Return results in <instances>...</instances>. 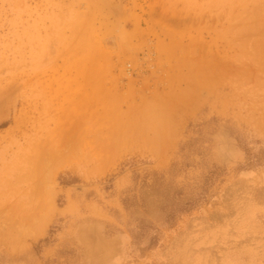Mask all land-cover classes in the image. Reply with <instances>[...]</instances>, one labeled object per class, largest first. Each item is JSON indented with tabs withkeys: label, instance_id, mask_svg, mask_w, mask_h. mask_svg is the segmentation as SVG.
Segmentation results:
<instances>
[{
	"label": "rangeland",
	"instance_id": "rangeland-1",
	"mask_svg": "<svg viewBox=\"0 0 264 264\" xmlns=\"http://www.w3.org/2000/svg\"><path fill=\"white\" fill-rule=\"evenodd\" d=\"M0 264H264V0H0Z\"/></svg>",
	"mask_w": 264,
	"mask_h": 264
}]
</instances>
